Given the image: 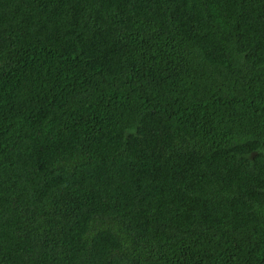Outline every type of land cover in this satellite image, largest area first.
<instances>
[{"label":"trees","instance_id":"obj_1","mask_svg":"<svg viewBox=\"0 0 264 264\" xmlns=\"http://www.w3.org/2000/svg\"><path fill=\"white\" fill-rule=\"evenodd\" d=\"M0 264H264V0H0Z\"/></svg>","mask_w":264,"mask_h":264}]
</instances>
